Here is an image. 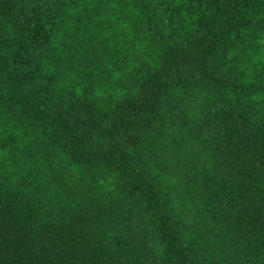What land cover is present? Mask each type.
I'll return each instance as SVG.
<instances>
[{"label":"trees","instance_id":"1","mask_svg":"<svg viewBox=\"0 0 264 264\" xmlns=\"http://www.w3.org/2000/svg\"><path fill=\"white\" fill-rule=\"evenodd\" d=\"M0 264H264V0H0Z\"/></svg>","mask_w":264,"mask_h":264}]
</instances>
